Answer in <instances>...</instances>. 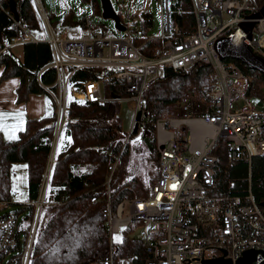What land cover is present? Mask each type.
Masks as SVG:
<instances>
[{
	"label": "built area",
	"instance_id": "built-area-1",
	"mask_svg": "<svg viewBox=\"0 0 264 264\" xmlns=\"http://www.w3.org/2000/svg\"><path fill=\"white\" fill-rule=\"evenodd\" d=\"M157 1L160 30L150 32L152 22L146 40L162 39L164 44L155 55H149L143 50L146 44L134 40L143 35L147 9H142L141 21L135 20L131 25L119 12L127 29H120L117 34L94 20L96 14L89 2L93 12L85 14L82 31L74 29L73 33L53 24L43 2L36 0L44 20L45 38L53 46L51 65L58 72L54 86H48L57 102L55 143L38 198L20 202L14 209L15 199H0V264H31L71 96L92 102H126L133 111L128 139L135 129L149 132L153 122L157 125L160 169L152 195L126 197L114 205L111 178L118 168L117 157L107 179L105 214L111 237L110 254L94 258L92 264H116L115 246L121 240L116 236H122L127 227L133 228L134 237H138L135 230L142 233L139 237L149 252L145 264H207L206 258L217 256L233 260L227 264H239L247 249H256V262H264V210L255 198L252 184L248 193L234 196L216 193L215 189V150L221 137L227 138L229 161L246 155L252 162L253 156L264 154V103L250 94L253 77L237 61L223 58L217 48L222 38L235 35L243 22L254 19L252 14L262 6L257 0H189L196 29L186 33L174 11L179 0ZM255 21L251 36L244 31V42L256 57L264 60V16ZM17 23L21 35L13 37L12 47L39 39L28 23L21 19ZM197 62L214 66L217 79L211 90L189 91L176 102L179 113L155 119L148 107L146 90L164 67L183 69ZM89 67L111 71L92 80L72 82L79 69ZM112 77L126 82V95L105 94V82ZM31 204L34 211L30 215L27 206Z\"/></svg>",
	"mask_w": 264,
	"mask_h": 264
},
{
	"label": "trees",
	"instance_id": "trees-1",
	"mask_svg": "<svg viewBox=\"0 0 264 264\" xmlns=\"http://www.w3.org/2000/svg\"><path fill=\"white\" fill-rule=\"evenodd\" d=\"M91 2L95 12H102L101 0H84ZM189 0H179L174 4L176 19L182 24L184 32L196 29L194 13L189 8ZM262 6L264 0H257ZM188 2V3H187ZM38 4L35 0H0V66H3L1 79L21 76L18 99L26 100L32 92L48 94L47 115L30 118L18 136L9 140L0 130V199H14L11 183L13 166L17 162L27 163L29 169L30 200L38 198L42 179L46 172L47 160L51 156L55 143L56 117H58L56 99L49 93L48 86H54L58 72L53 61L52 44L45 38L46 30ZM55 25L85 26V14L77 16L73 9H68L59 18L48 12ZM154 13L145 11L143 18V35L136 37L145 53L155 55L163 47L162 39L146 40ZM21 19L28 23L36 35L37 41L25 42L24 59L20 58L10 45L14 36L21 35ZM188 23L190 25H188ZM147 42V43H146ZM233 59L243 66L246 73L253 77L250 94L257 101L264 103V72L249 63L235 57ZM109 68H82L72 76V82L78 83L88 79L105 76ZM212 64L197 62L189 68L175 69L166 66L160 76L146 90L149 98L148 107L154 118L177 114L176 102L184 98L189 91L199 89L208 92L214 81ZM105 94L124 96L126 82L117 77L106 80ZM122 103L118 100L93 101L71 96L64 129L60 135L50 177L49 201L46 206L42 229L37 235L34 256L31 264H92L94 258L110 254V240L106 205L107 179L113 164L120 157L118 168L112 175L111 193L114 205L126 197L151 196L159 169L157 150V125L151 124V140L132 136L144 131L140 128L131 132L122 117ZM128 139V140H127ZM226 137L217 141L215 152L218 163L215 173L218 181L216 193L235 195L249 192V185L254 188V195L264 210V154L248 156L229 161ZM154 159L158 168H147L139 157ZM154 163V161H153ZM96 200V201H95ZM31 215L33 205L27 206ZM133 228L127 227L122 232V239L115 246L116 264H145L148 248L142 238L131 235Z\"/></svg>",
	"mask_w": 264,
	"mask_h": 264
},
{
	"label": "rangeland",
	"instance_id": "rangeland-1",
	"mask_svg": "<svg viewBox=\"0 0 264 264\" xmlns=\"http://www.w3.org/2000/svg\"><path fill=\"white\" fill-rule=\"evenodd\" d=\"M71 1L72 7L74 9V11H76L77 15H82V14H86V13H92L93 12V8L90 6V4H88V2L84 1V0H69ZM102 1V0H101ZM36 2V0H35ZM41 2H43V5L45 6L44 8L47 10H49L51 7H59L60 6V1L59 0H41ZM114 3V7L116 8V11L121 12L124 16V21L127 22L128 24H132L135 20L141 21V18L143 16V13L141 12L142 9H147L146 11L149 12H153L154 13V17H153V27L151 29L150 32L153 33H158L160 30V25H159V13H158V1L157 0H113ZM137 12V13H136ZM95 21L102 24V27H106V29L108 28L109 31L111 32H117L120 33L121 30L116 27V23L114 18H109L106 17L102 12L101 13H97L95 12ZM68 31L73 32L74 29L69 26H66V28ZM80 31V30H78ZM75 33V32H73ZM40 35V34H39ZM45 35V34H44ZM38 36V35H37ZM212 79L215 82L216 81V76H215V72L212 73ZM258 102V101H257ZM260 102V101H259ZM122 103V117L124 119V124L126 126V130L131 129L132 126V115H133V111L132 109L129 108L128 104L126 102H121ZM261 103V102H260ZM177 108V107H176ZM178 109V113L180 111L179 108ZM169 115V114H168ZM168 115H166L165 117H167ZM130 133V132H129ZM133 138V142H136L138 139H142V137L145 138V140H148V142L151 140L152 137V132H143V133H138L132 136ZM60 139V138H59ZM138 142V141H137ZM56 154V152H55ZM56 158V156H55ZM54 158V159H55ZM51 156L49 157V159L47 160V165H46V170L48 169L47 166L50 162ZM139 159H141L140 161L142 162V164H144L147 168H149L151 170L152 167H154V169H156V166L158 168V165L156 164V161L154 159H150L147 160L145 158H143V156L139 157ZM154 161V163H153ZM54 164V161H53ZM14 169V174H12V190H13V197L16 200L17 203L13 204L12 209H14L15 206L20 205V202H24V201H28L30 200V196H29V187H30V183H29V169H28V165L27 163L24 162H17L14 164L13 166ZM115 172V171H114ZM51 177V175H50ZM44 210V214L42 215V219H41V226L40 229H42L43 224V218L44 215L46 214V206H44L43 208ZM39 229V230H40ZM38 230V231H39ZM135 234L139 237L142 235L140 230H135ZM116 237H119L120 239H122L121 235H117ZM34 251V249H33Z\"/></svg>",
	"mask_w": 264,
	"mask_h": 264
},
{
	"label": "crops",
	"instance_id": "crops-1",
	"mask_svg": "<svg viewBox=\"0 0 264 264\" xmlns=\"http://www.w3.org/2000/svg\"><path fill=\"white\" fill-rule=\"evenodd\" d=\"M59 1L60 6L51 7L47 10V13L53 12L59 18H62L65 11L73 9V7L69 0ZM74 12L76 13V11ZM77 16L79 17V15ZM69 27H71V29H79L80 31L83 29L79 25H76V27ZM38 36H44V34L41 33ZM24 49L25 44H17L13 46V51L21 59H24ZM3 69L4 67L0 66V130L4 132L3 134L6 138L11 140L16 138L19 132L25 128L28 119H38L39 117H44L48 114L47 104H49L50 99H48V94L45 92H32L26 100H19L18 91L21 84V76L15 75L1 79Z\"/></svg>",
	"mask_w": 264,
	"mask_h": 264
},
{
	"label": "water",
	"instance_id": "water-1",
	"mask_svg": "<svg viewBox=\"0 0 264 264\" xmlns=\"http://www.w3.org/2000/svg\"><path fill=\"white\" fill-rule=\"evenodd\" d=\"M102 13L109 18H114L116 27L121 30L127 29V26L122 22V15L116 8L114 7L113 0H102ZM264 16V5H262V9L252 14L254 19L250 21H245L242 23V28L237 31V33L231 37L222 38L217 43V48L223 54V58L235 57L238 59H242L246 63H249L254 68L264 72V60L256 57V55L249 49L247 44L244 42V31L248 33L249 36L252 35V28L256 26L257 21L255 18H260ZM142 112L138 114L140 117ZM226 252V250H224ZM257 250L256 249H247L243 252V255L239 259V264H264V262L257 263ZM207 264H227L232 263L233 260L231 258H227L225 256H217L214 258H206Z\"/></svg>",
	"mask_w": 264,
	"mask_h": 264
},
{
	"label": "snow or ice",
	"instance_id": "snow-or-ice-1",
	"mask_svg": "<svg viewBox=\"0 0 264 264\" xmlns=\"http://www.w3.org/2000/svg\"><path fill=\"white\" fill-rule=\"evenodd\" d=\"M10 138H14V137H10ZM117 240H119L120 238L119 237H116Z\"/></svg>",
	"mask_w": 264,
	"mask_h": 264
}]
</instances>
